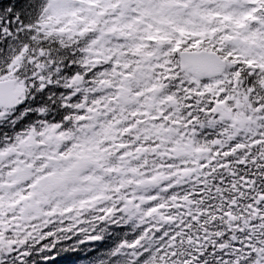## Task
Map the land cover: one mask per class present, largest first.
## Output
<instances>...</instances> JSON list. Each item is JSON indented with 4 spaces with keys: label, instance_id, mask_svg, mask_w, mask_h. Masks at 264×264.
Wrapping results in <instances>:
<instances>
[{
    "label": "snow or ice",
    "instance_id": "snow-or-ice-1",
    "mask_svg": "<svg viewBox=\"0 0 264 264\" xmlns=\"http://www.w3.org/2000/svg\"><path fill=\"white\" fill-rule=\"evenodd\" d=\"M264 264V0H0V264Z\"/></svg>",
    "mask_w": 264,
    "mask_h": 264
},
{
    "label": "trees",
    "instance_id": "trees-1",
    "mask_svg": "<svg viewBox=\"0 0 264 264\" xmlns=\"http://www.w3.org/2000/svg\"><path fill=\"white\" fill-rule=\"evenodd\" d=\"M61 264H64V262H61Z\"/></svg>",
    "mask_w": 264,
    "mask_h": 264
}]
</instances>
